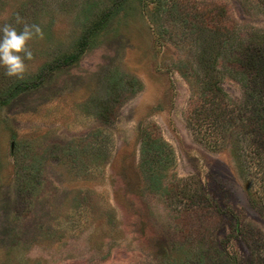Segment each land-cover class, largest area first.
Segmentation results:
<instances>
[{
  "label": "rangeland",
  "instance_id": "1",
  "mask_svg": "<svg viewBox=\"0 0 264 264\" xmlns=\"http://www.w3.org/2000/svg\"><path fill=\"white\" fill-rule=\"evenodd\" d=\"M116 1L0 0V26L43 31L23 79L0 69V264H251L264 154L241 176L252 135L232 123L210 140L192 117L215 83L239 113L264 0H125L75 63L12 94Z\"/></svg>",
  "mask_w": 264,
  "mask_h": 264
},
{
  "label": "trees",
  "instance_id": "2",
  "mask_svg": "<svg viewBox=\"0 0 264 264\" xmlns=\"http://www.w3.org/2000/svg\"><path fill=\"white\" fill-rule=\"evenodd\" d=\"M124 1L125 0H117L113 6L86 31L79 42L77 52L61 58L56 64H51L33 81L18 84V86L13 89L12 94L23 89H29L30 87L40 85L47 78L52 69L66 67L75 63L88 48L89 40L93 34L103 28L122 6ZM246 60V62L240 65L238 73L241 74V81L243 82L247 96L241 106H236L235 103L230 102L232 104L230 106L239 110V113H234L235 115L231 116L228 112L235 110L226 111L221 109L222 107L220 105L223 103L226 95L223 89L215 83L208 85L204 90L201 101L198 103V106H195V113H193L192 118L197 128L204 132L210 140L221 137V135L227 132L228 128L226 129V127H229L232 123V125H234V123H239V128L245 131L246 136H248V134L252 135V144L256 147L254 148L253 155L252 151H249V154L246 155L245 150L240 146L236 148L237 155H239V157H236V160L241 169V176L244 175L245 177H249L250 174H252L250 173L251 167L249 164L253 162L255 157L264 154V48H249ZM248 82L252 84L249 85ZM252 148L250 147V149ZM242 152L245 157L248 158V163L245 162L243 158L244 155L241 154ZM263 161L264 159L258 160V167H260V169L264 166V163H262ZM262 259L264 260V251L262 255L259 254L254 259V261L258 263L253 261L251 264H261ZM237 261L238 260L235 259V262Z\"/></svg>",
  "mask_w": 264,
  "mask_h": 264
},
{
  "label": "clouds",
  "instance_id": "3",
  "mask_svg": "<svg viewBox=\"0 0 264 264\" xmlns=\"http://www.w3.org/2000/svg\"><path fill=\"white\" fill-rule=\"evenodd\" d=\"M21 18L17 16V23ZM43 38L42 29L36 24L24 23L18 30L12 24L0 26V69L12 79H23L27 65L25 61L33 59L30 43L35 38Z\"/></svg>",
  "mask_w": 264,
  "mask_h": 264
}]
</instances>
